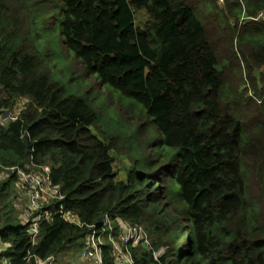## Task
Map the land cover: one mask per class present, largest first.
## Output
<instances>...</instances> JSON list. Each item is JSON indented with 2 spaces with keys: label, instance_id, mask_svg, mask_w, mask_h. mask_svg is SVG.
<instances>
[{
  "label": "trees",
  "instance_id": "1",
  "mask_svg": "<svg viewBox=\"0 0 264 264\" xmlns=\"http://www.w3.org/2000/svg\"><path fill=\"white\" fill-rule=\"evenodd\" d=\"M222 1L0 0V117L19 116L0 122V166L48 168L85 225L52 201L32 246L15 172L0 256L61 258L109 216L115 237L119 221L145 230L135 264H264V0ZM56 47L73 56L66 81Z\"/></svg>",
  "mask_w": 264,
  "mask_h": 264
},
{
  "label": "built area",
  "instance_id": "2",
  "mask_svg": "<svg viewBox=\"0 0 264 264\" xmlns=\"http://www.w3.org/2000/svg\"><path fill=\"white\" fill-rule=\"evenodd\" d=\"M264 14L259 15V19H263ZM18 115L9 111L0 117V122L3 126H7L10 122L16 121ZM33 166V165H32ZM35 167V166H34ZM3 167L0 166V183L8 179V175L1 172ZM19 177L17 187L22 189V194L27 198L28 208L23 212L24 223L28 225V234L32 241V246H35L40 238V229L43 220L50 219V213L47 206L50 202L56 201L59 203V214L61 218L76 227L84 228L85 225L80 222L74 215L65 210L63 202L66 197L61 193L59 187L52 184L48 168L37 167L36 171L32 167L18 169ZM121 242H115L113 238L114 230L116 229L115 222L105 216L102 222L101 230L98 227L91 225L87 226L90 233L87 235L88 241L82 248V258L86 261H91L93 264H106L104 257L105 245L103 237L108 236V240L112 245L111 256L115 264H135L131 256L130 250L132 246H136L143 240H146V233L142 227H133L119 221ZM7 250L0 246V255ZM57 258L50 256L47 259L37 258L34 264H56ZM0 264H10L8 259L0 256Z\"/></svg>",
  "mask_w": 264,
  "mask_h": 264
},
{
  "label": "rangeland",
  "instance_id": "3",
  "mask_svg": "<svg viewBox=\"0 0 264 264\" xmlns=\"http://www.w3.org/2000/svg\"><path fill=\"white\" fill-rule=\"evenodd\" d=\"M220 5L223 4L222 0H219ZM136 21H137V27L140 29H143L145 26V22H146V14L140 11H136ZM209 26V23H208ZM53 54L55 56V58L57 59L58 64L60 63L62 65V68L60 70L59 75H54V78L57 80H63L66 81L69 78H71V68H73V56L72 55H67L66 53H64V51L62 50V48L60 47H56L53 50ZM25 103H20V109L24 108ZM17 110V109H16ZM16 110H10V111H14L16 114ZM111 156L115 158V162H114V170L115 172L119 173V178L120 176L124 175V171L126 170V168L129 166V161H128V157L124 152H110ZM15 174V171L11 173V176ZM14 191L17 189L16 187L13 188ZM12 198L15 199L14 194L12 195ZM25 201V197L23 199V205L25 207L26 205V201ZM15 207L17 209V213L19 214V219L22 221L24 220V214L22 212L21 209V205L19 204V202L16 203L15 201ZM121 232H118V234L116 235V237L113 238V240L115 242H121ZM146 237V236H145ZM88 241L87 238H84L82 240H80V242L78 243V245L76 246V248H73L71 250H69L66 255H64L61 258L57 259L56 264H93L91 261H86L83 260L82 258V248L84 246V244ZM103 243L105 245L110 244L109 240H108V236H104L103 237ZM0 244H2L3 248L8 250L9 249V245L8 244H4L1 242L0 240ZM9 262V260H8Z\"/></svg>",
  "mask_w": 264,
  "mask_h": 264
},
{
  "label": "bare ground",
  "instance_id": "4",
  "mask_svg": "<svg viewBox=\"0 0 264 264\" xmlns=\"http://www.w3.org/2000/svg\"><path fill=\"white\" fill-rule=\"evenodd\" d=\"M16 172L17 174H18V176H19V171H18V168H2L1 169V172H3V173H5V174H7L8 175V179H10L11 178V173L12 172ZM7 179V180H8ZM15 186H16V188H17V183H15ZM26 198V197H25ZM27 199V198H26Z\"/></svg>",
  "mask_w": 264,
  "mask_h": 264
},
{
  "label": "crops",
  "instance_id": "5",
  "mask_svg": "<svg viewBox=\"0 0 264 264\" xmlns=\"http://www.w3.org/2000/svg\"><path fill=\"white\" fill-rule=\"evenodd\" d=\"M119 180L122 181V182H126V180H127L126 174L124 173V175L120 176Z\"/></svg>",
  "mask_w": 264,
  "mask_h": 264
}]
</instances>
